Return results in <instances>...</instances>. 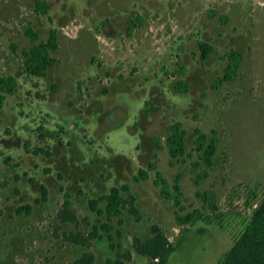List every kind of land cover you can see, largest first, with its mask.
Returning <instances> with one entry per match:
<instances>
[{"label":"rangeland","instance_id":"1","mask_svg":"<svg viewBox=\"0 0 264 264\" xmlns=\"http://www.w3.org/2000/svg\"><path fill=\"white\" fill-rule=\"evenodd\" d=\"M43 1L46 14L0 0V76L18 84L0 112V264H150L134 239L156 228L176 246L168 264H222L264 200V0ZM52 29L57 62L30 76L25 52ZM176 122L188 146L172 160ZM196 129L218 140L212 168ZM157 172L173 198L179 176L183 210ZM112 187L122 215L112 240L93 238L106 216L89 200Z\"/></svg>","mask_w":264,"mask_h":264},{"label":"trees","instance_id":"2","mask_svg":"<svg viewBox=\"0 0 264 264\" xmlns=\"http://www.w3.org/2000/svg\"><path fill=\"white\" fill-rule=\"evenodd\" d=\"M50 7L49 4L43 0H36L35 10L39 13H47ZM28 35L36 41L38 35L33 30H28ZM58 47L57 31L52 29L47 40L35 43L26 54L25 71L28 75L33 77H46L48 71L53 67L57 60L51 52ZM206 55V53H204ZM227 79V78H226ZM17 80L12 76H0V112L6 101L7 95L14 94L17 89ZM186 130L182 123L176 122L171 125L170 133L167 137V147L169 155L172 160L184 157L187 154V138ZM196 139L195 149L199 153L200 159L205 164L212 168L215 164V157L217 152V138L213 136L210 138L206 133L200 129L195 130ZM38 151V150H37ZM40 151V150H39ZM38 151V152H39ZM179 176L173 186L176 197H172L170 193V186L163 178L161 172L156 173V184L161 187V194L165 199H172L177 207L183 210L182 201V187L179 183ZM125 191L127 186L123 188ZM122 189L119 187H112L110 192L104 194L96 199H90L89 205L92 210L96 211L98 215H105L106 221L99 220L100 226L94 225L92 237L99 236L98 230L103 229L108 233V239L112 240L111 232L113 230L112 220L115 217H120L123 211V198L121 194ZM105 203V208H100V204ZM197 217H201L199 211L189 212L185 216L177 214V219L180 222L192 221ZM79 244H86V240H72ZM134 246L140 255L148 256L151 259L150 264H168L170 256L176 251V246L173 245L166 235L159 229H154L153 236L145 241L138 238L134 239ZM130 252H119L115 261L108 260V264H126V260H131ZM68 264H96L95 257L92 253L85 252L79 258L73 260ZM222 264H264V200L256 208L252 218L246 225L243 233L236 240L231 249L225 254Z\"/></svg>","mask_w":264,"mask_h":264}]
</instances>
